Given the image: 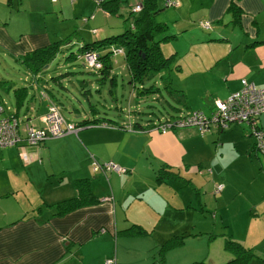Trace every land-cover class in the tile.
Listing matches in <instances>:
<instances>
[{
    "label": "crops",
    "instance_id": "obj_1",
    "mask_svg": "<svg viewBox=\"0 0 264 264\" xmlns=\"http://www.w3.org/2000/svg\"><path fill=\"white\" fill-rule=\"evenodd\" d=\"M171 1H175L176 4H169L170 10H164L165 15L160 17L167 24L166 35L171 37L160 42V49L165 57H172V61L167 64V73L160 78L169 76L172 93L178 94L181 101L187 103L186 109L181 114L199 110L205 115H210L214 110L215 101L225 99L231 92L238 90L242 78H246L258 87H264V0ZM4 2L5 0H0V5L5 6ZM231 2H234L239 9L237 21L233 20L235 17L228 10ZM8 4H13V0H8ZM33 8L38 12L47 11L41 5H34ZM23 11L11 10L13 13ZM107 14H104L105 17L108 16ZM201 21H208L209 26L202 27L199 23ZM13 26L16 27L14 21ZM10 27L12 22L2 15L0 50L17 60L34 49L59 41L55 38L53 40L47 27L45 29L39 27L33 17L28 27L16 28L15 33L10 31ZM98 28L100 29L96 28L99 30L97 34L93 33L94 28L90 27L82 26L79 30L83 34L84 41L93 42L100 38L99 32L103 30L101 26ZM70 35L68 34L67 37ZM69 68L70 71L65 74L66 79L75 72L71 66ZM87 71L104 78L106 76L114 78L117 70L115 64H111L108 72ZM78 72L82 73V71ZM25 73L29 78L26 82L23 81V86L13 88L7 81L3 82L4 84L7 82V85L0 86V104L4 106L0 117L8 114L17 116L22 131L27 124H35L37 119L28 115V112L35 107L36 97L33 95L34 91H31L32 88L38 86L40 91L44 90L53 98L52 93L47 89V80L43 79L39 72L32 74L25 69ZM51 79L66 89L61 85V79L52 75ZM84 84L85 80L82 86ZM12 97L15 98V111L10 102ZM5 102L12 107L5 106ZM46 103L47 101L41 98L39 108L42 107L44 112ZM123 110L124 108L121 107V111ZM134 110L135 113L130 111L131 114L141 112L139 107ZM74 113H77L74 115L76 119L79 117L83 119L75 122L62 115L67 121L79 125L76 132L47 139L41 144L21 143L18 146L0 148V264L62 263L58 257L44 258L38 254V251L48 244H44L45 236L34 232V227L37 212L46 210L48 206L54 205L59 200L75 196L72 187L77 193L76 179H87L92 193L99 200L107 198L105 201L108 205H103L106 210L112 209L110 202L114 203V218L118 228L122 226L125 229L131 224H138L149 232L167 231L170 227V232H178L173 228L177 220L165 218V213L156 203L158 194L153 190L156 184L166 177L152 175L150 167L161 165L160 171L167 173L173 172L171 169L177 167L178 171L186 167V173L189 175H200L194 170L198 169L201 172L200 168H202L203 174L210 173L209 170L212 173L214 168L212 169L209 164H212L213 160L236 153L239 155L242 167L254 161L259 164L258 171L263 179H260L261 184L259 180L252 182L257 203L254 206L256 211L260 207L264 208V152L256 149L254 137L250 134L247 125L231 124L224 130L212 127L208 132L200 135L195 127H176L161 132L156 129L158 122L141 117L131 121L106 119L97 115L103 113L95 109L85 113L75 110ZM87 119L95 121L84 124V120ZM258 126L264 132V111L259 114ZM94 161L98 164L113 161L126 171L123 172L124 174L122 172L116 174L114 170L104 171L97 167ZM92 165L96 173L92 172ZM173 173L172 177L181 178L178 173ZM104 176L105 181L112 184L109 185L110 191L106 188L105 194L99 197L97 194L100 191L94 189L104 185ZM47 183H56L59 187L50 185L41 197L36 198V187L41 188ZM224 190L225 187L221 188V193ZM62 192L69 194L64 195ZM101 200L76 208L66 215L63 214L64 217L61 218L78 216L82 209L91 210L95 205L100 204L98 202ZM171 208L172 214H175V211L185 210L174 205ZM118 209H121L124 215L121 220L118 219ZM130 210L132 211L129 215ZM57 218L59 217H51L52 228L59 227L57 223L60 220ZM171 221L172 226H170ZM107 224L108 222L94 225L92 232L97 231L99 226H107ZM50 232L49 229V234ZM60 235H67L62 238L68 249L71 245H75L76 241L68 233ZM152 237L153 234L149 238ZM119 242L121 241L118 238L117 264H130L141 259L139 253L146 244L140 243L139 238L133 240L126 237L122 242L124 247L121 256ZM130 243H134V250L130 248ZM126 249L130 252L127 257L124 253ZM112 254V249L107 252L108 257ZM77 257L80 260L79 264H87L85 256L84 259L79 255ZM180 257V254H171L169 263L185 264L189 260L187 257ZM42 261L44 262L41 263Z\"/></svg>",
    "mask_w": 264,
    "mask_h": 264
},
{
    "label": "rangeland",
    "instance_id": "obj_2",
    "mask_svg": "<svg viewBox=\"0 0 264 264\" xmlns=\"http://www.w3.org/2000/svg\"><path fill=\"white\" fill-rule=\"evenodd\" d=\"M160 1L159 11L154 15V20L157 23L162 21L160 17L165 15L164 10L169 8H160ZM136 2L137 0H121V9L119 10L121 14H107L104 10L98 8L95 0H13V4H8V0H5V6L0 5V17L4 15V18L12 22L10 31L13 33L16 32V28L28 27L31 17L34 18L39 27L44 29L47 27L53 40L54 38L62 40L68 34L75 33L68 43L71 45L62 52L60 50L39 72L43 79L47 80V89L52 93L54 103L58 106L61 114L66 115L69 120L76 122L83 119L74 117L77 114L74 113L75 110H78L79 113H85L95 109L103 113L97 115H101L106 119L131 121L135 118L138 120L141 117L142 119H150V121L160 119V122H163L165 118L181 114L187 105V103L181 101L178 94L172 93L170 77L160 78L161 75L165 74V71L157 72L158 75L146 78L143 81H133L130 78V71L124 56L125 51L117 43H108L109 45L105 47L98 46L95 49L97 54L108 48L111 49V64H115L117 70L114 78L109 76L104 79L101 75L89 73L83 69L82 60L73 59V57L68 58L70 52H72L71 54L80 53V48L86 42L82 38L83 34L79 30L80 27L100 29L98 27L101 26L103 30L99 32V39L119 34L129 27L130 19L126 20V16L130 14L131 5ZM34 5L43 6V9L47 10L46 13L34 10ZM11 10L14 12L18 10L25 11L13 13ZM104 14L108 16L105 17ZM13 21L16 23V27L13 26ZM89 32H91L90 29ZM95 34H97L96 31ZM164 35H166V30L155 33V38L158 40ZM116 49H122L123 51L115 54L114 50ZM69 66L75 72L66 79L65 74L70 71ZM78 71H82V73ZM25 74V67L21 59L17 60V58L0 50V86L7 81L11 83L13 88L16 86L21 87L24 85L23 81L26 82V79L29 78ZM51 75L61 79V85H64L66 89H63L56 82L54 83L55 80L51 79ZM84 80L85 84L82 86ZM7 82L4 85H7ZM43 84H46V82H43ZM31 91H34L33 95L36 97L35 107L28 112V115L31 118L37 117L35 119L36 125L32 124V126L40 128L43 125L40 117L44 114V110L42 107L39 108V102L43 98L42 91L44 90L40 91L36 86ZM10 102L13 107L7 102H5V106L12 107L15 111V98L12 97ZM0 106L4 109L2 104ZM121 107L124 108L123 111H121ZM138 107L141 112L131 114V112L135 113L136 110L134 109ZM179 108L183 110L180 111ZM234 154L226 156V158L213 160L212 164H209L212 169L214 168L212 173L209 170L210 173L203 174L202 168H200L201 172L198 169L194 170L195 173L200 175H189V173H186V167L179 171L177 167L170 169L181 175V178L166 174L162 175L166 179L157 183L156 188H153L158 194L156 203L165 213V218L177 220V224L173 228L178 232H170V227L167 231H150L148 234H127L129 236H126L124 235L126 234L124 227L120 226L118 228L116 226L114 203L110 202L112 209L106 210L103 207V205H108V202L105 201L107 198H102L101 202H98L100 204L95 205V208L91 210L82 209L80 215L64 219L61 217L66 214H55L56 207L52 205L44 211L37 212L34 232L37 235L42 234L45 236L46 241H44V244H48L41 248L38 254H41L44 258L58 257L62 261L61 264H79L80 260L77 255L81 259H84L85 256L87 264H105L109 260H114L117 264V239L119 238L121 241L119 242L121 256L124 247L122 242L127 237L133 240L139 238L140 243L146 244L139 253L141 259L130 264H171L169 258L173 253L180 254V258H189L188 262L205 260L210 264H222L233 257L232 252L225 247L226 236L232 235L233 239L240 244L252 249L254 256L249 259L248 264H264V208L260 207L256 211L254 206V204H257L254 198L256 193L252 184L256 180H259V184H261L263 177L260 176L259 164L256 161L242 167L239 155ZM160 166L150 167L152 175H161ZM91 170L96 173L93 165ZM113 172L120 174L116 171ZM105 179L104 176L102 187H95L94 189V191H100L97 194L99 197L105 194L106 188L110 191L109 185L112 182L109 183ZM50 185L59 187L56 183H47L41 188L36 187V198L41 197ZM222 186L225 187L223 193L217 191V188ZM72 189L76 196V190L73 187ZM60 192L58 191V193ZM62 194L69 193L62 192ZM167 205L169 207H166ZM173 205L185 210L175 211V214H172L171 207ZM188 209L189 211H187ZM131 211H129V215ZM117 215L119 220L124 218L121 209H118ZM51 217H59L57 219L60 221L57 224L60 228H52ZM107 222V226H99L97 231L92 232L94 225H102ZM172 224L171 221L170 226ZM49 229L51 230L50 234ZM66 233L76 241L75 245H71L69 249L63 241V238L67 235H60ZM180 233L188 234L184 238V243L166 248L165 242L167 239ZM151 234H153V237L149 238ZM49 240L50 242H48ZM130 248L135 249L134 243H130ZM111 249L113 254L108 257L107 252ZM124 253L126 257L130 254L128 249ZM188 262H185V264Z\"/></svg>",
    "mask_w": 264,
    "mask_h": 264
},
{
    "label": "trees",
    "instance_id": "obj_3",
    "mask_svg": "<svg viewBox=\"0 0 264 264\" xmlns=\"http://www.w3.org/2000/svg\"><path fill=\"white\" fill-rule=\"evenodd\" d=\"M120 1L121 0H103L101 3H99L98 1L95 2L98 8L104 10L109 14H121V11H119L121 9ZM140 1L142 2L141 10L138 13H133L130 10V14L126 16V20L130 19L128 28H125L121 33L116 35H111L109 37L94 40L93 42L83 43L81 48L78 46L81 52L74 54H71L72 52H70L68 58L73 57V59L76 58L82 60L83 66L89 71L93 70L94 72H108L109 68L111 67V49L108 48L100 54H97V51L95 49L98 46L105 47L109 45L108 43H117L125 51L124 56L128 69L130 71V78L133 81H143L146 78L153 77V75L155 76V73L157 72L165 71L166 73L167 64L171 63L172 57L167 58L162 54L160 49V42L168 39L171 36L164 35L161 39L158 40L155 38V33L167 29V24L165 22L159 21V23H157L154 20V15L159 11V0ZM160 5V8L163 9L169 6V2L168 0H161ZM228 10L233 13V16L235 17L233 20L237 21V14H239V9L234 2L230 3ZM93 30L97 33L99 31L96 28H94ZM74 34L75 33H72L66 39L50 43L46 46L39 47L37 49H34L33 51L26 53L21 59V62L23 63L25 69L32 74H37V72L42 71L44 66L49 63L60 50L62 52L65 48L71 45L68 43L71 41L70 38L73 37ZM87 50L95 51L98 59L102 62V66L99 70H97V68H92L86 65L83 55L86 56L85 51ZM114 53L116 54L117 52ZM49 98L54 102L53 98ZM171 117L165 119H171ZM159 120L156 122H159ZM93 121L95 120L89 121L87 119L84 120L83 123L88 124ZM20 132L24 134V131L21 130ZM163 174L173 175L174 173H167L165 171H162L160 176H162ZM75 186L77 188L76 196L59 200L54 204V207H56V210L54 212L55 214L63 215L86 204H91L101 200H99V198L92 193L89 181L87 179H76ZM124 232L131 235H142L147 234L149 231L138 224H131L129 227L124 229ZM187 235L188 234L186 233L173 235L172 237L167 239V241L165 242V247H173L184 243V238H186ZM225 247L232 252L233 257L223 262L222 264H248L249 259L254 256V254L252 253V249L246 248L245 246L240 244L238 241L233 239L232 235L226 236ZM187 264L210 263L205 260H200L189 262Z\"/></svg>",
    "mask_w": 264,
    "mask_h": 264
},
{
    "label": "built area",
    "instance_id": "obj_4",
    "mask_svg": "<svg viewBox=\"0 0 264 264\" xmlns=\"http://www.w3.org/2000/svg\"><path fill=\"white\" fill-rule=\"evenodd\" d=\"M54 1V0H53ZM101 3L103 0H95ZM169 4H176L175 1L168 0ZM142 8V2L137 0L131 5V12L138 13ZM202 27H208V21L199 22ZM93 32H95L93 30ZM122 49L114 50L121 52ZM83 55L87 66L100 69L102 62L98 59L95 51H85ZM42 97L48 102L46 111L41 115L43 122L42 127L34 128L27 124L22 134L19 128V120L16 116L8 114L0 117V148L8 146H18L21 143L41 144L47 139L64 136L71 132H76L78 125L67 121L63 118L56 104L51 101L44 91ZM3 107L0 106V112ZM264 111V87H258L253 82H249L246 78L241 79V87L231 92L225 99L217 100L214 104V110L210 115H205L202 111L193 110L185 114H179L158 122L156 129L164 132L173 127H195L199 134L208 132L212 127L226 129L231 124H245L250 129V134L254 137V144L257 150L264 152V132L258 126L259 114ZM97 167L104 171L114 170L117 172H125L121 166L113 161L98 164ZM221 187L217 188V191ZM105 264H115L114 260H109Z\"/></svg>",
    "mask_w": 264,
    "mask_h": 264
}]
</instances>
